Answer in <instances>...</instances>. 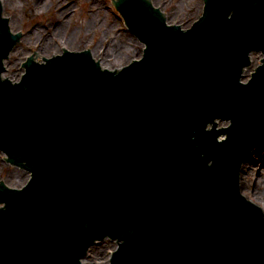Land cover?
<instances>
[{
    "label": "water",
    "instance_id": "1",
    "mask_svg": "<svg viewBox=\"0 0 264 264\" xmlns=\"http://www.w3.org/2000/svg\"><path fill=\"white\" fill-rule=\"evenodd\" d=\"M113 1L139 58L109 70L65 49L12 82L22 31L0 0V150L29 173L0 181V264H81L105 237L110 264H264V211L240 189L264 140V0H204L185 29L152 0Z\"/></svg>",
    "mask_w": 264,
    "mask_h": 264
},
{
    "label": "rangeland",
    "instance_id": "2",
    "mask_svg": "<svg viewBox=\"0 0 264 264\" xmlns=\"http://www.w3.org/2000/svg\"><path fill=\"white\" fill-rule=\"evenodd\" d=\"M152 1L166 12L168 24L182 25L183 29L191 26L204 9V0ZM1 4L2 16L8 18L11 30L22 31L4 63L3 78L12 82L19 81L25 73L22 66L28 57L44 62L45 56L65 49L87 48L97 61L101 60L102 68L109 70H119L143 54L144 44L128 29L113 0H1ZM261 60V52L251 54L245 80ZM217 124L222 127L230 122L217 120ZM263 148L264 140L252 151L259 153ZM4 175V183L14 187L22 186L29 178L27 169L11 163L0 151V181ZM240 179L242 194L264 209V169L254 168L253 173L241 170ZM117 245L118 241L109 237L93 243L81 264H110Z\"/></svg>",
    "mask_w": 264,
    "mask_h": 264
},
{
    "label": "bare ground",
    "instance_id": "3",
    "mask_svg": "<svg viewBox=\"0 0 264 264\" xmlns=\"http://www.w3.org/2000/svg\"><path fill=\"white\" fill-rule=\"evenodd\" d=\"M65 12L66 11H62V14H64ZM59 23L62 24L63 21ZM247 70H245L246 73ZM254 168H260V170L264 169V148L260 149L259 153H257L255 150L252 151L247 159L243 162L241 170L244 173H253ZM256 193H259L258 187L256 188Z\"/></svg>",
    "mask_w": 264,
    "mask_h": 264
}]
</instances>
